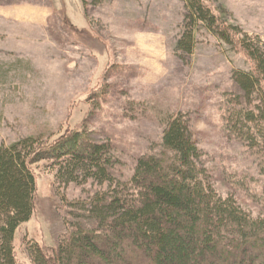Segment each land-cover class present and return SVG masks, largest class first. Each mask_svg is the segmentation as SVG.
<instances>
[{
	"label": "rangeland",
	"instance_id": "obj_1",
	"mask_svg": "<svg viewBox=\"0 0 264 264\" xmlns=\"http://www.w3.org/2000/svg\"><path fill=\"white\" fill-rule=\"evenodd\" d=\"M211 1L264 40V0ZM187 16L188 0H0V150L88 128L121 147L131 176L142 156L162 150L166 118L185 112L219 189L264 217L262 159L226 121L230 94L242 93L236 72L254 63L206 26L196 52L182 51ZM53 161L36 165L37 211L19 232L20 264H37L34 245L58 249L83 220L73 203L101 189L63 186Z\"/></svg>",
	"mask_w": 264,
	"mask_h": 264
},
{
	"label": "trees",
	"instance_id": "obj_2",
	"mask_svg": "<svg viewBox=\"0 0 264 264\" xmlns=\"http://www.w3.org/2000/svg\"><path fill=\"white\" fill-rule=\"evenodd\" d=\"M221 11L211 0H188L180 49L195 53L206 26L252 59V70L236 72L242 93L230 94L226 121L232 138L258 151L264 170V40ZM166 122L162 150L142 156L131 176L121 169V147L94 139L88 128L53 145L31 136L3 146L0 264H20L19 232L37 211L36 165L47 160L63 186L101 189L73 203L83 220L58 249L31 248L37 264H264V217L219 189L189 114L172 113Z\"/></svg>",
	"mask_w": 264,
	"mask_h": 264
}]
</instances>
